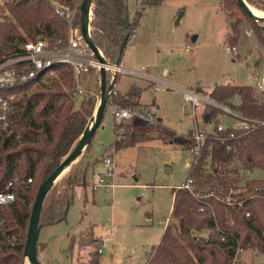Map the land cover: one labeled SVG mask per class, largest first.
<instances>
[{
	"label": "trees",
	"instance_id": "trees-1",
	"mask_svg": "<svg viewBox=\"0 0 264 264\" xmlns=\"http://www.w3.org/2000/svg\"><path fill=\"white\" fill-rule=\"evenodd\" d=\"M80 1L0 2V63L19 53L21 45L28 40L43 36L51 46H55L59 39L66 38L68 22L57 13L56 6L72 8L78 2L80 7ZM246 1L252 7L257 5L256 0ZM162 2L163 0H141V9L131 20L128 15V0H93L91 38L110 63L123 62L125 48L136 31L145 8ZM222 4L231 21L229 42L236 45L242 22L236 9L242 12L244 10L237 0H222ZM246 16L253 23L258 41L264 45V25L258 24L248 14ZM125 17L129 18L128 26ZM80 23L79 9L75 24ZM125 39L123 51H120ZM53 69L57 74L48 76L45 80L36 77L15 86L0 88V95H16L11 127L0 133V189L9 181L19 178L16 184L17 198L6 207L5 213L7 228L18 239L13 246L0 242V264H25L28 226L39 187L70 153L95 108L92 100L88 103V98H83L79 105L76 104L73 72L67 64L56 63ZM108 77H111L110 73ZM118 78L119 74H116L115 84ZM254 88L251 85L231 83L218 85L211 90L210 98L228 103L229 99L238 95L241 102L233 108L243 117L264 121V101L256 97ZM119 93L112 94V103L127 105L133 98L138 100L142 88L135 84L125 95ZM219 110L221 109L214 106L210 113L204 112L208 121ZM220 122L215 123L212 131H207V143L197 156V162L192 165L188 177H192L196 186L203 190L210 189L225 195H229L231 190L236 191L231 195L243 200V206L228 205L214 196H204L205 200L212 203L214 210L205 208L202 211L201 202L189 190L174 189L171 216L176 219L177 224L172 226L169 223L160 242L147 252L145 264H229L239 245L245 249L253 248L264 255V177L254 179L242 188L238 185L239 177L232 176L236 172L231 167L241 163L244 168L264 171V124L256 123L247 130L228 128L216 135ZM156 123L158 122L128 124L130 131L124 139L118 138L115 126L113 148L118 151L135 145L138 138L148 139L147 136ZM191 132L194 135V130ZM232 132L236 133V139L230 138ZM166 134L170 136L172 131L163 128L161 135L166 137ZM188 141L191 145L193 140H185L183 144H188ZM229 143L233 145L232 150L227 149ZM86 176V172H83L80 178H72L69 181L70 190L57 197L47 195L41 210V227L66 219L75 186L84 184ZM29 178L33 179L32 183H27ZM205 230L210 233L203 235L202 231ZM93 233L92 229L81 232L79 243L86 244L89 239L93 240ZM72 239L74 243L75 237ZM90 255V263L98 264L95 259L99 258L97 252H91Z\"/></svg>",
	"mask_w": 264,
	"mask_h": 264
},
{
	"label": "rangeland",
	"instance_id": "rangeland-1",
	"mask_svg": "<svg viewBox=\"0 0 264 264\" xmlns=\"http://www.w3.org/2000/svg\"><path fill=\"white\" fill-rule=\"evenodd\" d=\"M140 2L128 0L131 20L141 9ZM256 4L253 6L264 12V0H256ZM236 11L242 22L236 44L238 55H233L226 49L234 44L229 42L231 21L222 0H163L145 8L125 48L123 64L135 69L147 66L153 80L119 74L117 92L125 95L132 85H139L140 101L133 98L127 105H119L110 99L90 146L59 176L49 192L52 197L65 193L70 190L69 181L86 172L85 183L75 186L66 219L41 228L38 250L44 264H97L90 263L91 252H97L98 264H145L147 252L160 242L166 229L160 222L169 217L172 226L177 224L171 216L173 188L187 180L194 154L189 149L190 141L183 144L173 140L179 136L191 140V130L212 131L218 121L235 124L240 114L233 106L241 102L240 97L233 96L228 103L219 102L210 98L211 90L229 83L255 87L259 77L264 76V45L258 41L246 14L240 9ZM82 83L84 91L75 95L76 104L92 97L95 111L101 94L100 75L96 70L91 71ZM156 85L160 86L159 90L155 89ZM185 89L201 94L212 103H204L194 112L191 103L184 100ZM254 92L264 101V93L255 88ZM135 102L153 106L157 119H163L164 124L156 120L158 123L150 130L148 139L138 138L135 145L116 151L113 148L115 106L129 107ZM225 105L231 107V113L221 109ZM214 106L221 110L206 121L204 112L210 113ZM128 124L146 123L127 122L122 139L130 131ZM163 128L171 130L172 135L163 137ZM108 153L115 154L117 186L95 189L93 184ZM231 167L236 172L232 176L239 177L238 185L242 188L264 177L262 169L250 168L252 171L248 172L241 163ZM88 229L94 231L93 240L88 237L86 244H80L81 232ZM209 233L202 231L203 235ZM99 248L102 253L97 251ZM253 251V248L245 251L248 262L252 258L264 261V256H256ZM25 264L29 263L25 261Z\"/></svg>",
	"mask_w": 264,
	"mask_h": 264
},
{
	"label": "built area",
	"instance_id": "built-area-1",
	"mask_svg": "<svg viewBox=\"0 0 264 264\" xmlns=\"http://www.w3.org/2000/svg\"><path fill=\"white\" fill-rule=\"evenodd\" d=\"M80 9L77 2L72 8H64L61 5L56 6L57 13L66 18L68 22L67 37L59 39L55 46H51L49 40L46 37L39 36L36 40H28L21 45V51L16 55L9 57L4 62L0 63V88H6L15 86L17 83L26 82L33 78L40 77L42 80L48 78V76L56 75V71L53 66L56 63L67 64L74 77V95L83 93L82 80L89 75L92 69L97 71V75H100L101 64L94 55V52L85 41L80 25L75 24V19L78 10ZM249 33H252L250 30ZM227 51L230 54L238 55L237 45H227ZM108 71L111 74H127L136 78L150 79L153 78L148 74V67L142 66L141 69L127 68L122 63L119 65L110 64L107 66ZM116 84H114L112 94L117 93ZM156 90L160 89V86H155ZM255 89L261 93H264V76L259 77L256 82ZM184 100L190 102L194 112L196 109L204 103L210 102L207 98L201 94L194 92L193 90H183ZM16 95L14 93L0 95V133L7 131L11 127V115L15 108ZM111 99V98H110ZM211 103V102H210ZM227 113H231V109L228 106L221 108ZM116 133L119 139L126 134V123L131 121H142L145 123H155L157 120L156 111L153 106L148 107L145 105H135L129 107L115 106L114 110ZM238 120L235 124H226L220 122L217 127L216 135L218 132L227 130L228 128H234L237 130H247L254 127L256 123L264 124V121H258L243 116H238ZM219 136H217L218 138ZM230 138L236 139V133L232 132ZM208 139L207 131H201L199 128L194 129V135L192 137V144L189 149L194 154V163L197 162V156L200 154L201 149L206 145ZM227 149L232 150L233 145L227 144ZM115 150V149H114ZM189 164V163H188ZM191 165V166H192ZM246 171H252L250 168H245ZM118 166L115 159V154L108 153L103 157L101 170L98 172V178L94 182L93 187L111 189L117 186ZM19 178L9 181L0 189V242L7 245H15L17 242V235L12 233L7 228L6 222V207L15 202L17 198L16 184ZM33 179L29 178L27 183H32ZM187 189L199 199L201 202L200 210L209 208L214 210L211 202L204 199V196H214L217 200L224 202L228 205L243 206L244 201L239 200L237 197L222 193H215L210 189L198 188L192 177H188L187 180L178 187L173 189ZM249 214V213H247ZM167 227L170 223L169 217L164 222H160ZM100 253L103 252L102 248H99ZM245 249L242 246H238L232 261L229 264H264V261L253 260L248 262L245 257ZM256 256H264L258 251H253ZM262 260V259H261Z\"/></svg>",
	"mask_w": 264,
	"mask_h": 264
},
{
	"label": "water",
	"instance_id": "water-1",
	"mask_svg": "<svg viewBox=\"0 0 264 264\" xmlns=\"http://www.w3.org/2000/svg\"><path fill=\"white\" fill-rule=\"evenodd\" d=\"M240 6L243 8L244 12L252 17L258 24L264 25V15L263 16H256L252 8L246 0H237ZM92 2L93 0H82L80 3V16H81V32L88 43L89 47L94 52L95 57L101 64L100 69V84H101V94H100V101L96 110L93 112L92 116L90 117L84 131L80 135L79 139L76 141L74 147L70 151V153L64 158L61 164L45 179L42 181L36 199L33 203L31 217L28 226L27 238L25 243L24 249V256L26 261L29 264H44L39 258V251H38V242L39 236L41 232V223H40V216L43 203L52 190L55 182L59 178L60 174L69 166L71 165L79 156L80 154L85 151L95 133L96 130L101 126L102 119L104 117V113L106 110L107 105L110 102L111 93L115 84L116 74H111L107 66L110 64L119 65L118 62L110 63L106 57L104 56L101 49L93 42L91 38V27L90 21L92 16ZM125 23L129 25V18L125 17ZM126 39L123 41L120 51H123L124 44ZM108 73L111 74V77H108ZM92 100V97L88 99V103ZM174 142L184 143L185 140L182 137H176Z\"/></svg>",
	"mask_w": 264,
	"mask_h": 264
},
{
	"label": "bare ground",
	"instance_id": "bare-ground-1",
	"mask_svg": "<svg viewBox=\"0 0 264 264\" xmlns=\"http://www.w3.org/2000/svg\"><path fill=\"white\" fill-rule=\"evenodd\" d=\"M251 8H252L253 13H254L256 16H263V15H264V12H263V11H261V10L255 8V7H252V6H251ZM83 154H84V151L80 154V156H82ZM80 156H79V157H80ZM79 157H78V158H79ZM78 158H77V159H78ZM77 159H76V160H77ZM76 160H75V161H76ZM75 161H74V162H75ZM74 162H73V163H74ZM73 163H72V164H73ZM72 164H71V165H72ZM71 165H69L67 168H69ZM67 168H66V169H67ZM66 169H65V170H66ZM65 170H64V171H65ZM64 171H63V172H64ZM63 172H62V173H63ZM62 173L60 174V176L62 175Z\"/></svg>",
	"mask_w": 264,
	"mask_h": 264
},
{
	"label": "crops",
	"instance_id": "crops-1",
	"mask_svg": "<svg viewBox=\"0 0 264 264\" xmlns=\"http://www.w3.org/2000/svg\"><path fill=\"white\" fill-rule=\"evenodd\" d=\"M122 64H123V62H122ZM123 65H124V64H123ZM124 66H125V65H124ZM127 68H132V67H127ZM133 69H135V68H133ZM139 69H141V68H139ZM139 69H138V70H139ZM166 74H167V72H166ZM138 86H139V85H138ZM207 99H208V98H207ZM138 100L140 101V97H139ZM208 100H209V99H208ZM209 101H210V100H209ZM210 102L212 103V101H210ZM140 103H141V102H140ZM142 105H143V104H142ZM147 106H148V105H147ZM158 120H159L161 123H163V119L159 118ZM205 120L208 121V118L206 117ZM163 124H164V123H163ZM184 140H185V139H184ZM173 190H174V189H173Z\"/></svg>",
	"mask_w": 264,
	"mask_h": 264
}]
</instances>
